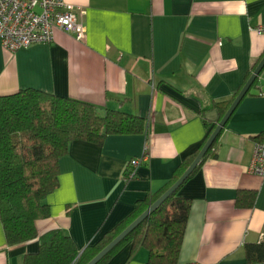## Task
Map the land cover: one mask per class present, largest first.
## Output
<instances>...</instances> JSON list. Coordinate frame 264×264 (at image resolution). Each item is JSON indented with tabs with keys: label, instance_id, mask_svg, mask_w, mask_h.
Listing matches in <instances>:
<instances>
[{
	"label": "crops",
	"instance_id": "obj_1",
	"mask_svg": "<svg viewBox=\"0 0 264 264\" xmlns=\"http://www.w3.org/2000/svg\"><path fill=\"white\" fill-rule=\"evenodd\" d=\"M64 1L85 10L84 39L57 29L51 42L13 52L0 43V95L36 88L101 112L138 115L146 130L109 135L101 144L70 142L36 237L8 244L0 221V264H24L50 230L67 234L79 253L97 243L201 150L204 122L216 127L223 117L211 106L234 101L264 57V34L254 29L264 24V0ZM254 81L211 154L179 189L191 208L178 264H249L244 245L264 233V178L248 169L255 142L264 138V69ZM142 154L129 176L130 158ZM239 191L255 192L252 207H237ZM147 260L146 248L133 250L126 241L102 264Z\"/></svg>",
	"mask_w": 264,
	"mask_h": 264
},
{
	"label": "trees",
	"instance_id": "obj_2",
	"mask_svg": "<svg viewBox=\"0 0 264 264\" xmlns=\"http://www.w3.org/2000/svg\"><path fill=\"white\" fill-rule=\"evenodd\" d=\"M232 102H217L211 107L221 118ZM204 123L208 139L215 126ZM145 130L146 121L138 115L110 108L101 112L90 103L36 88L0 95V221L7 243L18 244L36 237L35 222L49 216L45 198L58 185L59 158L67 154L70 142L101 144L109 135L142 134ZM215 141L203 160L211 154ZM197 154L185 158L161 190L137 201L134 210L97 243L79 253L67 234L50 230L40 236L38 252L26 256L24 264H86L172 186ZM180 187L97 264L105 262L126 241H132L133 250L147 249L146 264H178L191 208V200L178 194ZM255 195L253 191H239L237 207H252ZM244 256L249 264H264V240L245 244Z\"/></svg>",
	"mask_w": 264,
	"mask_h": 264
},
{
	"label": "built area",
	"instance_id": "obj_3",
	"mask_svg": "<svg viewBox=\"0 0 264 264\" xmlns=\"http://www.w3.org/2000/svg\"><path fill=\"white\" fill-rule=\"evenodd\" d=\"M85 15L81 7L64 0H0L1 46L13 52L33 44L48 43L53 40L57 29L71 32L77 40H83ZM254 29L264 34V24ZM145 159V154L130 158L128 175L133 176L135 168ZM248 169L264 178V138L255 142ZM261 240H264V233L260 234ZM182 264L202 263L194 261Z\"/></svg>",
	"mask_w": 264,
	"mask_h": 264
},
{
	"label": "water",
	"instance_id": "obj_4",
	"mask_svg": "<svg viewBox=\"0 0 264 264\" xmlns=\"http://www.w3.org/2000/svg\"><path fill=\"white\" fill-rule=\"evenodd\" d=\"M264 69V57L261 58L256 68L252 72L251 76L238 93L234 101L231 103L221 120L216 125L215 129L202 146L201 150L198 152L194 160L187 167V169L183 172V174L174 182L172 186H170L156 201H154L145 211H143L135 220H133L126 228H124L116 237H114L105 247H103L91 260H89L86 264H97L106 254H108L115 246H117L135 227H137L145 218L149 216V214L160 205L171 193H173L177 188H179L182 183L187 179V177L194 171V169L201 163L206 152L212 146L213 142L224 128L227 123L230 115L236 108L239 101L242 97L247 93L248 89L259 75L261 70Z\"/></svg>",
	"mask_w": 264,
	"mask_h": 264
}]
</instances>
